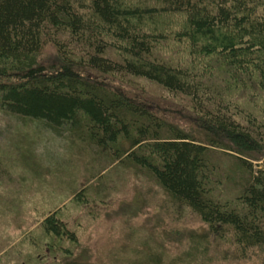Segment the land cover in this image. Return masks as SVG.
<instances>
[{"label": "trees", "instance_id": "trees-1", "mask_svg": "<svg viewBox=\"0 0 264 264\" xmlns=\"http://www.w3.org/2000/svg\"><path fill=\"white\" fill-rule=\"evenodd\" d=\"M47 46L55 65L40 62ZM117 80L159 86L187 123ZM0 114L145 173L171 217L206 226L173 254L145 248L136 264H215L223 247L237 260L264 249V0H0ZM87 202L86 189L74 193L72 203ZM53 211L29 262L70 258L64 242L76 232Z\"/></svg>", "mask_w": 264, "mask_h": 264}, {"label": "rangeland", "instance_id": "rangeland-1", "mask_svg": "<svg viewBox=\"0 0 264 264\" xmlns=\"http://www.w3.org/2000/svg\"><path fill=\"white\" fill-rule=\"evenodd\" d=\"M40 62L56 64L52 47H46ZM131 83V88L118 80L111 85L150 102L174 123H187L186 114L178 113L180 99L143 80ZM59 134L36 121L0 114V264H136L145 248L170 255L188 234L206 231L195 217H171L163 193L145 173L120 170L77 144L67 150L65 134ZM81 188L88 202L77 206L72 199ZM53 210L76 232L77 243L64 242L70 258L54 252L44 262H29L38 254L32 242L40 236V224ZM223 248L226 253L215 264H264V249L259 258L237 260Z\"/></svg>", "mask_w": 264, "mask_h": 264}]
</instances>
